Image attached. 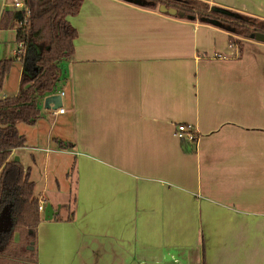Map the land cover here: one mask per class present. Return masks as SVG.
Instances as JSON below:
<instances>
[{
	"label": "crops",
	"instance_id": "crops-1",
	"mask_svg": "<svg viewBox=\"0 0 264 264\" xmlns=\"http://www.w3.org/2000/svg\"><path fill=\"white\" fill-rule=\"evenodd\" d=\"M206 1L264 19V0ZM68 20L64 112L42 100L10 154L56 211L37 224L39 264H264V42L239 52L214 25L122 0H83ZM53 153L73 175L46 191Z\"/></svg>",
	"mask_w": 264,
	"mask_h": 264
},
{
	"label": "trees",
	"instance_id": "trees-1",
	"mask_svg": "<svg viewBox=\"0 0 264 264\" xmlns=\"http://www.w3.org/2000/svg\"><path fill=\"white\" fill-rule=\"evenodd\" d=\"M138 7L158 10L164 15L186 21L214 25L228 33V44L242 51L240 38L255 39L264 34V19L240 15L206 0H122ZM28 10L6 11L2 24L14 28L18 45L13 56L0 59V86L13 62H19L18 91L0 98V212L10 205L12 228L0 234V264H39L36 228L41 220L40 199L34 196L30 169L10 159L14 149L26 145L18 124L33 125L41 117V101L57 91L61 63L73 54L77 31L68 20L83 0H25ZM212 4V3H211ZM4 12V11H3ZM8 13V16L6 15ZM3 14V13H2ZM1 23V22H0ZM3 26V25H1ZM190 141L181 138L182 151L194 153L197 132ZM57 148L69 149L59 142ZM15 233L18 234L15 239ZM204 255V249H202Z\"/></svg>",
	"mask_w": 264,
	"mask_h": 264
},
{
	"label": "rangeland",
	"instance_id": "rangeland-1",
	"mask_svg": "<svg viewBox=\"0 0 264 264\" xmlns=\"http://www.w3.org/2000/svg\"><path fill=\"white\" fill-rule=\"evenodd\" d=\"M210 5L214 6L213 3L212 4L210 3ZM6 11H10V9L6 8V10L0 16V22H1L0 23V59L8 58L9 55L13 56L14 55L13 52H15L16 48H18V45H16V43H15V36H14L15 30H14V28L12 29L9 26H5L6 22H4V24H2V21H1L4 13ZM232 11L233 10H231V12ZM241 14H242V16L244 15V17L247 15L246 13L245 14L240 13V15ZM6 15L8 16V13ZM1 25H3V26H1ZM19 65H21V64L18 63L17 61L12 63L11 68L9 70V73L5 76V79L3 80L2 85L0 86V98L6 97V96H12V95L16 94V90H17L16 89V86H17L16 81H17V79H20L19 78L20 73L18 71ZM24 126L25 125H21L20 129L23 130ZM186 139H188L190 141L192 140L191 138H186ZM180 141H181V138H180ZM57 155L58 154H54V153L50 154L51 158H50L49 163H48V170L45 171V174L47 177L46 179H44L43 168H42V165H43L44 160H45V156L42 154L39 157V160L41 163H40V168H39L40 171H39V173H37L38 177H39L37 183L40 186L45 184V186H46L45 190L46 191L51 190L52 187L55 186V182H57V180H59V181L65 180L66 177L73 175V173H71V171L69 170L70 165H69L68 169L66 168L69 164V161L58 160ZM62 161H63V164H62ZM71 162H70V164H71ZM38 165H39V163H38ZM54 165L56 166L57 169L53 168ZM74 176H75V174H74ZM70 204H71V202H70ZM39 206H42L41 202H40ZM42 208H44V207L42 206ZM39 212H41V214L43 215V211L39 210ZM17 236H18V234L15 233V237H16L15 239H17ZM23 264H27V263L25 261H23Z\"/></svg>",
	"mask_w": 264,
	"mask_h": 264
},
{
	"label": "water",
	"instance_id": "water-1",
	"mask_svg": "<svg viewBox=\"0 0 264 264\" xmlns=\"http://www.w3.org/2000/svg\"><path fill=\"white\" fill-rule=\"evenodd\" d=\"M255 40L258 42H264V34L257 33L255 35ZM62 95L60 92L49 94L43 99V107L48 110H58L62 107L61 104ZM15 161H19L18 157L14 158ZM56 213L54 208H52L51 204H46L43 210V218L51 219L52 216ZM12 228V220H11V209L10 205L3 207V210L0 212V234L9 233Z\"/></svg>",
	"mask_w": 264,
	"mask_h": 264
},
{
	"label": "built area",
	"instance_id": "built-area-1",
	"mask_svg": "<svg viewBox=\"0 0 264 264\" xmlns=\"http://www.w3.org/2000/svg\"><path fill=\"white\" fill-rule=\"evenodd\" d=\"M6 8H9L13 11L28 10L25 0H0V16L2 15L3 11L6 10ZM61 95H63V92H61ZM58 112L63 113V107H60ZM191 132H193V127L190 124L179 123L175 125L174 135H176L178 138L193 139L194 135ZM43 209L44 208H42V206H39L40 211H43Z\"/></svg>",
	"mask_w": 264,
	"mask_h": 264
}]
</instances>
